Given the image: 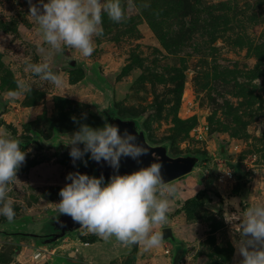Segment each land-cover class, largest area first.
<instances>
[{"label":"rangeland","instance_id":"374dc122","mask_svg":"<svg viewBox=\"0 0 264 264\" xmlns=\"http://www.w3.org/2000/svg\"><path fill=\"white\" fill-rule=\"evenodd\" d=\"M116 119L194 168L98 179ZM0 264H264V0H0Z\"/></svg>","mask_w":264,"mask_h":264},{"label":"water","instance_id":"95a60500","mask_svg":"<svg viewBox=\"0 0 264 264\" xmlns=\"http://www.w3.org/2000/svg\"><path fill=\"white\" fill-rule=\"evenodd\" d=\"M36 14V12H33ZM73 63V62H72ZM111 129L123 140V150L115 156H92L91 163L97 178L105 183H118L130 180L132 183L147 184L157 182L166 184L192 171L194 157H170L162 146L149 145L142 132H137L129 124L115 120L110 122ZM124 128L119 131V128ZM74 226L87 222L77 217ZM170 227L161 229L159 238L173 239Z\"/></svg>","mask_w":264,"mask_h":264},{"label":"trees","instance_id":"16d2710c","mask_svg":"<svg viewBox=\"0 0 264 264\" xmlns=\"http://www.w3.org/2000/svg\"><path fill=\"white\" fill-rule=\"evenodd\" d=\"M106 120H110V116H109V113H106ZM165 149H166V146H163ZM188 203V200L184 202V205H186ZM116 226V221H114L110 227H115ZM85 243H88V244H93V242L95 243V239L94 238H90L88 239L87 241H84Z\"/></svg>","mask_w":264,"mask_h":264},{"label":"flooded vegetation","instance_id":"af4514ba","mask_svg":"<svg viewBox=\"0 0 264 264\" xmlns=\"http://www.w3.org/2000/svg\"><path fill=\"white\" fill-rule=\"evenodd\" d=\"M123 130H124V128L121 127L119 131H123ZM71 224H73V223H71ZM54 234H55V233H54Z\"/></svg>","mask_w":264,"mask_h":264},{"label":"bare ground","instance_id":"6f19581e","mask_svg":"<svg viewBox=\"0 0 264 264\" xmlns=\"http://www.w3.org/2000/svg\"><path fill=\"white\" fill-rule=\"evenodd\" d=\"M84 246H92V245H90V244H84ZM88 257V256H87Z\"/></svg>","mask_w":264,"mask_h":264},{"label":"built area","instance_id":"2783aa9c","mask_svg":"<svg viewBox=\"0 0 264 264\" xmlns=\"http://www.w3.org/2000/svg\"><path fill=\"white\" fill-rule=\"evenodd\" d=\"M36 257H38V255Z\"/></svg>","mask_w":264,"mask_h":264},{"label":"crops","instance_id":"0c3cea01","mask_svg":"<svg viewBox=\"0 0 264 264\" xmlns=\"http://www.w3.org/2000/svg\"><path fill=\"white\" fill-rule=\"evenodd\" d=\"M94 244V243H93Z\"/></svg>","mask_w":264,"mask_h":264}]
</instances>
